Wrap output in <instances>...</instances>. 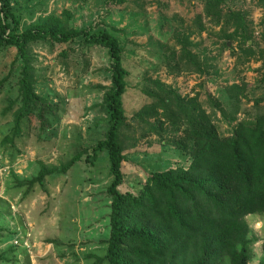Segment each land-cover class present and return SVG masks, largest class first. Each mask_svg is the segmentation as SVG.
I'll return each instance as SVG.
<instances>
[{
  "label": "rangeland",
  "instance_id": "1",
  "mask_svg": "<svg viewBox=\"0 0 264 264\" xmlns=\"http://www.w3.org/2000/svg\"><path fill=\"white\" fill-rule=\"evenodd\" d=\"M9 1L21 19L19 30L55 15L64 29L106 30L120 41L128 72L119 132L122 191L138 192L153 172L188 166L181 147L187 125L173 119L178 108L196 119L207 115L221 134L264 115V0H224L225 7L244 15L253 51L248 56V44L228 38L233 27L206 15L205 0ZM28 52L36 94L52 107L44 128L34 116L22 121L12 142L4 141L20 105L21 58L14 49L1 50L0 81L9 76L0 87V256L5 259L0 264H107L106 189L112 176L106 151L93 165L86 151L91 153L109 128L104 104L111 86L109 55L81 41L37 43ZM161 99L165 107L149 116V106ZM77 154L80 160L67 172L27 184L41 168L58 169ZM246 220L255 239L248 264H259L264 218Z\"/></svg>",
  "mask_w": 264,
  "mask_h": 264
},
{
  "label": "trees",
  "instance_id": "2",
  "mask_svg": "<svg viewBox=\"0 0 264 264\" xmlns=\"http://www.w3.org/2000/svg\"><path fill=\"white\" fill-rule=\"evenodd\" d=\"M224 2L205 0L206 15L224 22L225 28L233 27L229 39L239 38L248 44L251 37L245 34L244 15L225 7ZM20 22L11 2L0 0V51L14 49L16 58H21L17 81L20 105L5 142H12L21 134L25 119L30 122L35 116L44 128L51 111L52 106L34 88L30 46L47 41H81L87 46H100L109 55L111 86L104 95L109 128L104 139L90 149L91 153L86 151V161L91 165L100 152L106 151L112 176L106 189L110 200L104 255L107 264H248L249 248L255 239L249 237L246 217L264 218V115L241 120L230 133L221 134L207 115L196 119L178 108L173 119L183 118L182 123L187 125L181 147L190 158L188 166L153 172L138 192L122 191L125 156L119 132L125 120L122 98L128 72L123 65L120 41L106 30L64 29L55 15L23 30H19ZM247 46L244 54L248 56L253 51L250 44ZM69 50L67 47L61 54L66 56ZM8 76L0 81V87ZM165 102L161 99L150 105L149 116L157 113V107H165ZM80 158L81 154H77L58 169L41 168L27 184L33 186L42 183L46 176L65 173ZM4 260L0 256V262ZM259 264H264V256Z\"/></svg>",
  "mask_w": 264,
  "mask_h": 264
}]
</instances>
